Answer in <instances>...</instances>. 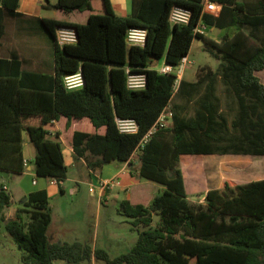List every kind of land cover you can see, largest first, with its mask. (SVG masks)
<instances>
[{"label":"trees","instance_id":"obj_1","mask_svg":"<svg viewBox=\"0 0 264 264\" xmlns=\"http://www.w3.org/2000/svg\"><path fill=\"white\" fill-rule=\"evenodd\" d=\"M18 0H0V172L24 171V138L35 149V173L59 188L67 177L62 143L79 157L95 158L88 166L128 161L139 150V176L159 185L158 193L138 192L121 200L118 212L137 228L127 251L111 256L82 241H51L52 216L45 189L30 192L4 227L24 264H81L95 258L106 264H264V177L221 188H207L206 154L264 157V0H132L131 13L117 15L110 0H46L56 16L41 17V28L54 42L53 74L24 70L18 54H1L5 18L17 15ZM173 6L190 11L186 23H171ZM76 12L81 16L76 18ZM80 18V19H79ZM235 26L220 40L194 32V27ZM70 27L76 40L59 46L58 27ZM146 29L143 45H128L129 28ZM194 39L219 59L215 70L203 65L195 80L162 74L159 59L177 65ZM146 74V86H126L125 67ZM81 69L84 85L67 90L63 77ZM234 109L230 120L221 110L217 82ZM172 125L157 128L141 141L174 96ZM193 103L192 115L185 105ZM133 118L134 133L121 132L116 118ZM198 173L192 191L204 204L188 202L187 179ZM192 184V183H191ZM10 194L0 182V220ZM21 212L28 213L24 220ZM158 215V220L154 219Z\"/></svg>","mask_w":264,"mask_h":264},{"label":"crops","instance_id":"obj_2","mask_svg":"<svg viewBox=\"0 0 264 264\" xmlns=\"http://www.w3.org/2000/svg\"><path fill=\"white\" fill-rule=\"evenodd\" d=\"M50 1V0H49ZM51 2V1H50ZM55 1L51 2L54 3ZM112 7L117 15L120 16H127L131 13V4L132 0H110ZM46 0H18V5L16 8L17 15L14 17H6L5 18V33L2 37V48L1 54L4 57H12L16 54L20 57L22 61V68L24 70L40 72V73H47L53 74L54 72V42L53 39L42 29L39 30L35 35H33V39L26 38L27 36H22L19 34L17 30L19 28L25 27L28 20H37L41 17L52 18L55 14L53 8H49L45 6ZM10 21V22H9ZM15 22V27L12 30L8 29V25ZM39 23V22H38ZM209 27V33L204 34L207 37L220 40L225 34H232L235 30V26H228L225 28H217L212 26ZM230 28H234L232 33H228L227 30ZM219 36V37H218ZM195 40V39H194ZM198 45H202V41L200 39H196ZM193 43V42H192ZM190 53V51H189ZM189 58V54H188ZM203 66V65H202ZM190 80L188 78H185ZM24 138V158L28 160V165L24 169L22 173L19 175H15L14 173L8 172H0V182L3 183V186L6 191L10 194V204L6 208L4 213V221L15 218L17 209L21 207V203L26 199L27 195L35 190L38 189H45L47 191L48 199L52 196L58 194V189L60 192L65 191V188L61 186L62 190L59 188L58 184L51 179L45 177H39L36 175L35 170L32 171V167L29 164V154L31 150L30 141L28 135L26 133L23 134ZM62 152L65 164L68 166H73L77 161H84L88 171H89V178L88 181V195L84 198V206L88 209H96L98 212L101 208L102 204H106L110 198H114L117 203L125 198H129L130 196V189L131 182L126 180V177H131V172L133 168L137 166L136 172H138L139 166V150H135L134 153L131 155L128 161L121 162V161H113L110 163H106L101 167H89V162H94L95 158H91L89 154L86 157H79L77 156L74 151L67 145L62 143ZM226 156V155H222ZM239 162H243L242 167H256L255 164H252L253 158L249 156H239ZM221 161V160H220ZM264 161V160H263ZM204 162V160H203ZM217 162H219L216 158L213 161H208L210 172H205L206 182L213 185L209 186V188H221L219 174L227 171L235 161L230 162L227 161L226 163L221 164V166H217ZM260 162V161H259ZM252 164V166L249 165ZM216 164V166H214ZM205 170V168H204ZM9 174V184H7L6 178L3 174ZM25 173H29L31 175V181L28 184L25 181ZM259 173L261 174L260 170ZM249 175L244 172H241V176L245 178H250ZM36 177H39V180H36ZM134 177V176H133ZM253 178V177H252ZM262 178V177H258ZM256 179V178H253ZM251 180V179H250ZM33 181H35L33 183ZM118 181V182H117ZM102 184H105L102 187ZM109 188V189H108ZM12 191H14L17 195V201L12 198ZM119 191L124 192L123 198H119ZM96 195V196H95ZM104 200V201H103ZM52 219L50 225L47 230L48 238L51 241H55L57 239H62L66 241H82L88 243L92 247H98V232L96 231V227L92 230L88 228L87 230L84 229L83 226H79L75 220V218L70 214L67 213L64 217H60V220L55 219L52 215ZM59 221V222H57ZM86 223V220H85ZM112 243H122L130 241V243H126L127 249L126 251L131 248L134 244L136 239L126 238L118 233H115L113 237H111ZM108 238L106 241L101 239V246L100 248L105 249L103 244L107 246ZM133 242V243H132ZM106 250V249H105ZM91 261H95V258H92Z\"/></svg>","mask_w":264,"mask_h":264},{"label":"rangeland","instance_id":"obj_3","mask_svg":"<svg viewBox=\"0 0 264 264\" xmlns=\"http://www.w3.org/2000/svg\"><path fill=\"white\" fill-rule=\"evenodd\" d=\"M51 2L56 0H50ZM55 11V10H54ZM76 18L78 16H81V13L76 12ZM53 17L56 16L55 14ZM80 19V18H79ZM10 22V21H9ZM8 29L12 30L15 27V22L9 23L7 22ZM41 26L37 22V20L32 19L31 21L28 20L25 27L19 28L20 30L18 33L22 36H27L28 39H33V35H35L40 29ZM209 27H206L204 29L205 33H209ZM234 28H230L227 30L228 33H232ZM219 37V36H218ZM162 59H159L156 62V66L160 65L162 63ZM219 64V59L213 57L211 53H209L204 47V45H198L196 39L193 41L190 53H189V62L187 63L181 79L188 78L190 80L196 79V74L199 71V68L202 65L209 66L213 70L217 68ZM260 79L264 83V70L258 73ZM187 80V79H186ZM217 93L220 96L221 101V110L224 112L228 120H230L233 116L234 109L231 107L230 98L225 94L224 91V85L218 80L217 82ZM183 103L184 100L179 98L177 95L173 97V99L168 104V110L172 111L174 110L173 104L174 103ZM194 105L193 103H187L185 105V111L187 115L193 114ZM172 123L169 124L171 126ZM31 150L29 154V164L32 167V171L35 169V162H34V155H35V149L30 144ZM226 156H222L220 154H206V155H200L198 158H200L204 162L203 165V171H204V177L205 172H210L209 169V163L208 161H213L215 158L219 161L217 162V166H221V164L226 163L227 161L233 162L235 161V166L232 165L230 168L227 169V171H224L219 174L220 185L223 186L224 182L229 183L230 185L238 184L241 182L249 181L253 178L258 177H264V157L259 155H243V154H224ZM239 156H249L250 158H253L252 164H255L256 167H242L243 162H239L238 160L241 159ZM91 158H94L91 156ZM221 160V161H220ZM260 161V162H259ZM214 164V166H216ZM251 163H249L250 166H252ZM67 177L62 181L61 186L65 188V191L60 192L58 189V194L55 196H52L49 199V209L52 213V215L55 217V219L58 218L60 220V217H64L67 215V213H70L76 220L77 224L79 226H83L84 229L91 228L92 230L95 228L98 232V247L101 246V239L103 241H106L108 238V244L107 246L103 244L104 248L109 252L111 256H115L118 253L126 251L127 249L126 243H130L129 240L127 242L121 241V243H112L111 237L114 236L115 233H118L119 235H122L126 238L137 239V228L142 229L143 227L141 225L138 226H132L129 224V218L126 217L124 214L118 212L117 207L118 203L114 198H110L106 202V204H102L99 212L96 209H88L86 206H84V198L88 195V181L89 178V171L84 161H77L73 166L67 167ZM136 167L133 168V171L130 175L131 177H126V180L131 182V186H129V189L133 187L134 191L138 192H148V193H158L160 191V187L157 183L152 182L148 179H145L141 176H139L138 172H136ZM205 168V170H204ZM259 170L261 174L259 173ZM241 172H244L249 175L250 178H245L241 176ZM15 174V173H14ZM9 174H3V176L6 178L7 184H9ZM19 175V174H15ZM194 175L198 178V173L195 172L194 174H190L189 181L187 179V192H188V202L190 205L196 207L198 204H204V194L194 192L192 191V187L197 184V182H192V180L196 179ZM134 176V177H133ZM25 181L28 182V184L31 181V175L29 173H25L24 175ZM253 177V178H252ZM36 180H39V177H36ZM118 182V181H117ZM192 183V184H191ZM205 184L206 187L212 186L211 183L206 182L205 177ZM109 189V188H108ZM8 192V191H7ZM123 191H119V198H123L124 196ZM96 196V195H95ZM129 197V196H128ZM12 198L17 201L18 195L12 191ZM104 201V200H103ZM23 206V202L21 203V207ZM21 216L24 220L28 219V213L27 212H21ZM86 220V223H85ZM59 222V221H57ZM5 222L0 220V264H24L20 259V249L17 247L13 239L10 237V235L7 233L5 227ZM133 243V242H132ZM53 264H66L64 260L62 259H56L54 260ZM81 264H106L102 260L91 261H83Z\"/></svg>","mask_w":264,"mask_h":264},{"label":"built area","instance_id":"obj_4","mask_svg":"<svg viewBox=\"0 0 264 264\" xmlns=\"http://www.w3.org/2000/svg\"><path fill=\"white\" fill-rule=\"evenodd\" d=\"M190 17V11L181 6H173L170 14L169 21L171 23H186ZM207 26L203 23H199L194 27V32L203 33L204 29ZM146 39V29L139 27L129 28L126 34V43L128 45L136 46L143 45ZM76 40V32L73 28L70 27H58L56 29V41L59 46H62L65 43H71ZM189 62L188 55L181 57L179 64L173 65L165 62L164 60L158 66H156L159 73L162 74H175L174 86L173 89L176 91L179 82L181 80L183 71ZM126 72V86L132 90H140L146 86V74L139 72H132L130 68L125 67ZM63 85L67 90H73L81 88L84 85V77L81 69H78L75 72L69 73L63 77ZM172 111L168 110V107H165L161 114L159 115L156 122L149 129V131L143 137L141 144L148 140L149 136L160 127H168L172 123ZM116 125L121 132L124 133H134L138 130V124L133 118H116ZM28 165V160L24 158L23 166L24 169ZM35 181H33L34 183ZM105 184H102L104 187ZM5 189V188H4Z\"/></svg>","mask_w":264,"mask_h":264},{"label":"water","instance_id":"obj_5","mask_svg":"<svg viewBox=\"0 0 264 264\" xmlns=\"http://www.w3.org/2000/svg\"><path fill=\"white\" fill-rule=\"evenodd\" d=\"M158 218H159L158 215H154L155 220H158Z\"/></svg>","mask_w":264,"mask_h":264}]
</instances>
